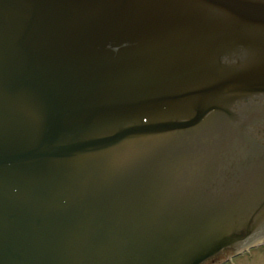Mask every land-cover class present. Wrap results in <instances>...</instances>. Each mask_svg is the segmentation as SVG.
Listing matches in <instances>:
<instances>
[{
    "label": "water",
    "instance_id": "1",
    "mask_svg": "<svg viewBox=\"0 0 264 264\" xmlns=\"http://www.w3.org/2000/svg\"><path fill=\"white\" fill-rule=\"evenodd\" d=\"M259 247L264 0H0V264Z\"/></svg>",
    "mask_w": 264,
    "mask_h": 264
},
{
    "label": "rangeland",
    "instance_id": "2",
    "mask_svg": "<svg viewBox=\"0 0 264 264\" xmlns=\"http://www.w3.org/2000/svg\"><path fill=\"white\" fill-rule=\"evenodd\" d=\"M201 264H264V247L224 255Z\"/></svg>",
    "mask_w": 264,
    "mask_h": 264
},
{
    "label": "flooded vegetation",
    "instance_id": "3",
    "mask_svg": "<svg viewBox=\"0 0 264 264\" xmlns=\"http://www.w3.org/2000/svg\"><path fill=\"white\" fill-rule=\"evenodd\" d=\"M213 259H211L210 261H212Z\"/></svg>",
    "mask_w": 264,
    "mask_h": 264
}]
</instances>
